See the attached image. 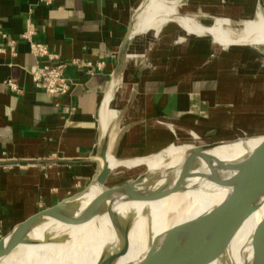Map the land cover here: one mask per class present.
Wrapping results in <instances>:
<instances>
[{"label":"crops","instance_id":"obj_1","mask_svg":"<svg viewBox=\"0 0 264 264\" xmlns=\"http://www.w3.org/2000/svg\"><path fill=\"white\" fill-rule=\"evenodd\" d=\"M139 2L0 0V237L24 218L82 190L96 176L99 115ZM259 2L223 0L216 8L210 2H190L184 11L207 16L235 10L226 16L245 19L250 16L247 8ZM28 19L34 24L32 40L64 64L70 88L63 95L49 96L31 81L28 69L45 59L33 55L21 36ZM169 50L168 64L141 66L127 85L130 94L116 122L118 156H151L189 131L224 135L241 127L254 111L250 100H244L258 94L244 81L248 73L227 65L221 51L214 56L209 36L188 35ZM7 80L19 91L10 90Z\"/></svg>","mask_w":264,"mask_h":264},{"label":"bare ground","instance_id":"obj_2","mask_svg":"<svg viewBox=\"0 0 264 264\" xmlns=\"http://www.w3.org/2000/svg\"><path fill=\"white\" fill-rule=\"evenodd\" d=\"M143 1L145 6H140V11L135 10L132 17L131 37L120 79L113 83L118 85L115 97L110 99L112 85L105 95L106 100L103 98L95 157L100 166L103 163L101 156L107 160L110 169L107 178L113 172L145 165L146 169L137 175L142 176L140 181L130 191L134 201L121 204L102 200L99 198L102 187L94 183L80 199V207L73 212L71 218L78 222L65 224L63 220H40L30 230L28 242L19 244L0 260V264H97L102 254L116 252L124 244V252L110 264H151L155 259L153 255L149 256L152 246L154 250L160 247L165 232L174 226H181L180 232L189 230L191 227L184 225L203 214L216 220L222 212L211 214L210 211L232 191L230 179L240 173L241 168L264 160V135L253 139L245 136L231 144L213 145L203 142L194 131L188 132L186 141L177 143L181 149L154 161L151 156L160 157L168 148L143 157L116 154L117 115L129 97L127 85L130 86L134 73L146 64L155 45L177 44L188 35L209 36L213 55L232 45H264V15L261 11L256 12L253 25L248 24L246 18L224 16L213 17V23L206 25L202 23L201 14H174L172 10L176 5L171 4L172 0ZM150 17H153V25H143ZM165 23L175 28L165 34ZM155 29L158 33L150 42ZM164 161L163 165L154 168ZM156 175L158 177L153 179ZM254 204L255 209L240 221L221 251L197 264L250 263L260 248L255 236L264 229V194ZM85 209H92L94 213L85 215L88 214L83 212Z\"/></svg>","mask_w":264,"mask_h":264},{"label":"water","instance_id":"obj_3","mask_svg":"<svg viewBox=\"0 0 264 264\" xmlns=\"http://www.w3.org/2000/svg\"><path fill=\"white\" fill-rule=\"evenodd\" d=\"M131 28L132 21L129 22L118 50L111 86L117 81L122 68L126 47L131 37ZM101 157L103 163L100 166L97 161L96 176L82 190L24 218L0 237V260L10 254L19 244L28 242L30 230L40 220L46 218L57 221L63 220L62 222L65 224L78 222L79 220L71 218L74 215L73 212H76L80 207V199L84 197L94 183L102 187L99 193V198L102 200H114L121 204L134 201L130 191L142 176L139 175L123 184L108 187L104 185V182L110 173V169L104 155ZM240 170L242 171L230 179V185L233 186L232 191L210 211L213 212L211 214L219 212L222 214L216 220H210V215L203 214L197 217L195 221L184 225L191 227L189 230L180 232L181 226H174L165 232L160 247L154 250V246H152L149 256L153 255L155 259L151 264H197L200 260L221 251L240 221L255 209L254 203L264 194V160L245 166ZM83 212H88L85 215L94 213L92 209L90 211L85 209ZM255 242L260 244V248L253 255L249 264H264V229L259 230L255 236ZM125 249L126 245L124 244L116 252L102 254L97 264H110Z\"/></svg>","mask_w":264,"mask_h":264},{"label":"rangeland","instance_id":"obj_4","mask_svg":"<svg viewBox=\"0 0 264 264\" xmlns=\"http://www.w3.org/2000/svg\"><path fill=\"white\" fill-rule=\"evenodd\" d=\"M160 2H163L164 0H159ZM223 0H172L171 4L176 5V9L172 10L174 14L182 13L183 15H189V13H185L184 9L188 6V4L191 2L195 5H204L205 3H209L210 7L216 8L217 6H220V2ZM230 1V3H234V0H226ZM215 2V3H214ZM143 5H141V4ZM252 1H249V5L251 4ZM140 6L141 8L144 7V1L140 0L139 5H137L136 10L140 11ZM257 7V8H256ZM171 8V7H170ZM249 10L250 16H242V18H246L248 24H255L254 20L256 12L261 11L264 15V0H260L259 3L255 5V8H247ZM187 10V9H186ZM233 12L235 10H232ZM232 11H212L210 14H207V16H202V23L206 25H210L213 23V17L223 15L224 17L227 18H232L226 16L227 12ZM202 12V11H201ZM220 13V14H219ZM192 14H201V13H192ZM190 14V15H192ZM225 14V15H224ZM202 15V14H201ZM228 15V14H227ZM254 16V17H253ZM250 17V18H248ZM224 21V20H221ZM163 22V21H162ZM154 23L153 17L148 18L145 20L142 24L146 26H152ZM148 24V25H147ZM165 23L164 24V33L167 34L169 31L174 29V25ZM255 26V25H254ZM146 32V30L144 29ZM157 30H153V33L151 34V39L150 42L156 37L157 35ZM204 36V35H202ZM174 44H169V45H163V44H157L155 45L151 52L148 55L147 62L145 66L147 65V68L151 66L153 61H166L165 64H168V53L171 52L169 49H171V46ZM221 53V54H220ZM220 56H223L224 62L232 65H237L239 70H242L244 72H247L249 77L244 78V81L249 85V88L252 86L255 88L254 92L258 94H255L254 97L247 99L244 98V100H250L251 105H253V112L248 113V117L245 118L246 121L242 126L238 128H230V132H226L224 135H213L211 136L206 135V136H200L203 142L210 143V144H231L236 141H238V138H245L247 136L250 139L261 137L264 135V45H244V46H228L222 49L220 52ZM237 56L235 59L234 57ZM215 56V55H214ZM218 56V55H217ZM234 67L229 68L230 70H235L233 69ZM260 71V72H258ZM257 95V96H256ZM251 107V106H250ZM244 118V117H243ZM253 118V119H251ZM234 129V130H233ZM182 139L176 140L174 143L169 144L167 147L164 149H167L160 157L155 158L156 156L153 155L150 158L154 161L155 159H160L164 157L167 153L173 154L174 152H177L181 147L177 146V143L186 141L187 138L189 137L188 134L182 133ZM163 149V150H164ZM162 151V150H161ZM160 152V151H159ZM139 157V156H135ZM166 161L162 163H158L154 168H157L160 165H163ZM146 169L145 165H138L132 168L128 169H123L118 172H113L106 180L105 185L108 187L111 186H116L123 184L133 178H135L140 172L144 171ZM154 176V175H152ZM158 175H156L153 179L157 178Z\"/></svg>","mask_w":264,"mask_h":264},{"label":"built area","instance_id":"obj_5","mask_svg":"<svg viewBox=\"0 0 264 264\" xmlns=\"http://www.w3.org/2000/svg\"><path fill=\"white\" fill-rule=\"evenodd\" d=\"M43 1L46 3L50 2V0ZM34 33V24L31 20H26L25 29L21 36L28 42L30 52L33 55L37 58L45 59V61L38 62L28 69L33 85L49 96H59L67 93L70 84L63 74L64 64L60 63L58 56L49 52L43 43L32 40ZM13 45L14 41L10 40L9 46L12 53L14 52ZM6 85L12 91H19L17 85L11 80H7Z\"/></svg>","mask_w":264,"mask_h":264}]
</instances>
